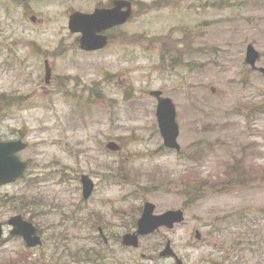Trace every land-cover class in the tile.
I'll return each mask as SVG.
<instances>
[{
  "label": "rangeland",
  "instance_id": "1",
  "mask_svg": "<svg viewBox=\"0 0 264 264\" xmlns=\"http://www.w3.org/2000/svg\"><path fill=\"white\" fill-rule=\"evenodd\" d=\"M96 1L21 8L0 0V93L20 101L0 121V138L26 141L18 155L28 165L0 186V221L20 213L43 236L33 249L11 239L0 264H172L151 258L166 238L185 260L264 264V77L244 62L251 43L264 67V0H133L106 48L81 52L67 14ZM152 89L175 103L178 152L162 147ZM112 140L119 151L105 148ZM81 173L95 183L87 200ZM195 185L202 197L188 202L183 192ZM144 200L155 213L191 206L173 229L142 237L138 250L103 245L97 226L121 236ZM194 229L202 243L191 248Z\"/></svg>",
  "mask_w": 264,
  "mask_h": 264
},
{
  "label": "water",
  "instance_id": "2",
  "mask_svg": "<svg viewBox=\"0 0 264 264\" xmlns=\"http://www.w3.org/2000/svg\"><path fill=\"white\" fill-rule=\"evenodd\" d=\"M130 14L131 2L129 0H114L113 6L109 8H95L89 13L71 12L68 16V28L71 32L80 33L79 47L81 49L93 51L101 49L107 44L108 37L103 32L113 26L125 23ZM31 19L34 18L31 17ZM258 56L259 54L254 47L251 44L247 45L245 61L251 67H255ZM259 71L264 74L263 67H259ZM49 78L50 67L46 61L45 81L49 82ZM149 94L157 99L155 114L164 146L179 150L180 145L177 142L179 127L175 120L176 111L172 100L161 96L160 90H152ZM25 146L26 144L20 139L0 141V184L14 181L23 173L26 163L18 158L16 152L22 150ZM106 146L112 150L118 148V145L114 142H108ZM80 180L83 185V195L87 197L92 191L93 183L86 174H82ZM153 208V204L145 203L142 216L138 220L137 232L139 234L149 233L161 225L172 227L174 222L183 219V213L180 209L168 210L163 214L153 215ZM9 222L13 223L15 227L12 233L22 234L28 246L40 243L39 237L34 235L35 228L33 225L24 221L20 215L12 217ZM196 235L198 236V233ZM122 242L137 245V234H125Z\"/></svg>",
  "mask_w": 264,
  "mask_h": 264
},
{
  "label": "flooded vegetation",
  "instance_id": "3",
  "mask_svg": "<svg viewBox=\"0 0 264 264\" xmlns=\"http://www.w3.org/2000/svg\"><path fill=\"white\" fill-rule=\"evenodd\" d=\"M3 1H5V3L6 4H10V5H14V3H17V5L19 6V7H21V8H29L30 7V3H29V0H3ZM112 1L113 0H100V1H96V2H94V7L95 6H110V5H112ZM215 3V1L214 2H211V4L213 5ZM36 16V15H35ZM36 18H37V16H36ZM38 23H40V19H37L36 20ZM98 233L101 235V237H102V240H103V243L105 244V245H108L107 243L109 242V241H113L114 240V242L115 243H117L119 240H120V238H121V236H116V237H114V236H112L110 233H109V230H111V229H108V228H106L105 226L104 227H98ZM112 231V230H111ZM38 234L40 235V237L42 238V233H40V232H38ZM150 235H152V234H150ZM13 238V236H9V234L8 235H6L4 238H0V247H2L3 245H6V243H8L11 239ZM19 238V237H18ZM21 239V238H20ZM113 239V240H112ZM170 242V240L169 239H160V242L158 243V244H155L156 246H153L152 247V251L150 252L151 254H153L152 256H151V258L152 259H157V258H160V259H169V260H171V261H173L174 262V258H173V256H167V257H161L160 255H161V251H162V249H163V247L165 246V244L167 243V242ZM196 242H200V241H197V240H195V242H193V241H190V242H187V246L188 247H191V248H194L195 247V244H197ZM208 242L209 243H215V240L213 239V237H210V238H208ZM170 245H171V242H170ZM162 246V248L161 249H159L160 247ZM172 247V246H171ZM125 248H129L130 250H138V248H132V247H125ZM173 248V247H172ZM156 249V250H155ZM192 250H194V249H192ZM173 251H174V253L176 254V255H178L177 254V251L175 252V250L173 249ZM218 252V251H217ZM219 253V252H218ZM112 253L111 252H109V255H111ZM139 254H141L140 256L142 257V258H145V257H147V254L146 253H139ZM188 256V255H187ZM110 257H112V256H110ZM109 257V258H110ZM182 264H201L200 262H199V260H196L195 262H194V260L193 259H188V260H185V258H184V256L182 255ZM5 261L6 262H8V259H5ZM203 262H207L208 264H228V261L226 260V259H223L222 258V256L221 255H219L218 256V258H217V260L215 261V260H212V261H210V260H207V261H205V260H202ZM81 262H85V264H92V262H91V260L90 259H86V260H81ZM107 263H109V260H108V262ZM130 264H135V263H130Z\"/></svg>",
  "mask_w": 264,
  "mask_h": 264
},
{
  "label": "trees",
  "instance_id": "4",
  "mask_svg": "<svg viewBox=\"0 0 264 264\" xmlns=\"http://www.w3.org/2000/svg\"><path fill=\"white\" fill-rule=\"evenodd\" d=\"M12 102L19 103V100H15V97L11 95H6L5 93L0 94V121H2V118L5 116V113L9 110V108L13 104ZM183 193L187 196H190L189 198L192 200H196L202 197V190L200 185L199 186L195 185L191 188L189 192L187 190L186 193L185 192Z\"/></svg>",
  "mask_w": 264,
  "mask_h": 264
}]
</instances>
